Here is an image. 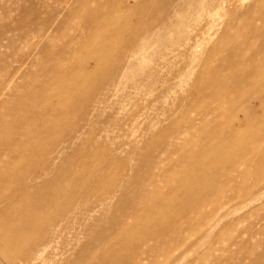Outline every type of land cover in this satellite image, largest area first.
I'll list each match as a JSON object with an SVG mask.
<instances>
[{
  "label": "rangeland",
  "instance_id": "1",
  "mask_svg": "<svg viewBox=\"0 0 264 264\" xmlns=\"http://www.w3.org/2000/svg\"><path fill=\"white\" fill-rule=\"evenodd\" d=\"M143 1L0 0V155L6 152L5 146L9 148L8 142L1 147L3 132L18 125L15 139L27 147L19 154L31 161L0 182V192L8 193L21 173H34L35 167L47 163L53 170L44 180H59L60 187L68 178L85 182V191L73 190L65 206L68 212L87 207L76 213L61 238L46 250L42 264H86L85 255L97 262L99 246L108 264L114 263V256H124L123 264L138 263L130 255L133 249L120 248L115 238L117 234L126 240L142 235L141 227L134 226L141 220L156 223L154 235L160 238L175 231L168 247L164 242L162 246L152 243L157 250L149 253L144 264H264V155L257 165L245 169L249 174L242 180L244 186L230 203L218 209L215 194L208 197L200 211L205 219L216 214L214 221L199 223V210L187 204L193 197V203L207 197L193 190V166L214 164L211 172H217L209 176L221 183L225 179L218 173L224 166L220 164L227 165L225 158L246 143L239 125L230 122L239 110L206 112L214 106L212 89L221 88L214 75L228 73L226 65H220L227 54L228 36L234 38L240 32L247 6L264 5V1L228 0L213 10L219 0H204L206 12L198 20V0ZM187 21L195 24V30L186 29ZM149 22L158 41L152 40L151 47L134 59L128 43L139 35L138 29L145 32ZM114 35L107 51L94 43ZM59 71L81 76L62 78L57 76ZM95 86L90 95L88 89ZM63 88L69 95L60 94ZM46 89L51 94L47 104L41 102ZM73 97L81 106L75 99L73 107L66 102ZM36 105V118L42 121L48 113L50 119L59 117L61 124L51 131L43 120L34 128L40 131L36 137L21 139L29 125L28 112ZM230 132L238 134L231 139ZM262 145L256 141L253 147L261 150ZM42 146L48 153L34 154ZM220 147L221 161L216 152ZM181 186H189L194 193L183 197ZM57 189L53 185L46 194L53 195ZM160 201L174 208L156 211ZM178 230H183L181 235Z\"/></svg>",
  "mask_w": 264,
  "mask_h": 264
},
{
  "label": "bare ground",
  "instance_id": "2",
  "mask_svg": "<svg viewBox=\"0 0 264 264\" xmlns=\"http://www.w3.org/2000/svg\"><path fill=\"white\" fill-rule=\"evenodd\" d=\"M203 1L204 0H198V2H195L196 8L197 9L200 8V11L197 12V20H198L201 13L206 12V10L204 8V4H202ZM227 1L228 0H219L218 3H214L213 4V10L215 8H220L222 3L225 4V2H227ZM239 1L244 2L245 0H239ZM234 2H235V0H234ZM187 3H188V5H190L192 2L188 1ZM140 10H141L140 7H138L137 13ZM188 10H190V9H188ZM209 13H210V10H209ZM128 15H130V14H128ZM213 15H216V12ZM241 18H242L241 20L243 22V26H242L241 30H239L240 32L237 34V36L235 35L234 38L228 36L229 43L225 47L227 54H226V56L224 55L225 57L222 58V61L220 62L221 63L220 65H222V64L226 65V68H228V73L226 75H218L219 73L214 75L213 80H216L217 83L219 82L221 88L219 90H217L216 88H215L216 90L212 89V92H213L212 94H213V97L215 98V100H213L214 106L212 108H210L209 110H207L206 115H215L216 112H223V110H225V109H228L231 111L239 110V115L237 117L235 116L236 118L234 117L233 119H231L230 122H234V123H237L239 125L238 132H239V134L246 135V139H244L246 141V143H245V145H243V147L241 149H238V150L234 149L233 151L230 149L232 152L226 150L228 152H231L229 155V157L230 156L231 157L225 158L226 162H227V159H229V162L226 163L227 165L219 163L220 167H221V165H224L221 167L222 169H220L221 172H219L220 170L218 171V173H220L221 176L225 179L223 182L221 181V183H218L219 180L216 181V179L218 178L217 175H216L217 178H215V180H212L211 177L209 176L211 173L215 174V172H217L216 170L214 172H211L214 164H212V165L208 164V166H204V167H200V166H202L200 164L193 166V169L196 173V177H195L194 181L192 182V184L194 185L193 190L198 192V194L202 193V194L207 195L206 198H203L202 200L201 199L197 200L195 203H193L195 201V200H193V198H196V197L191 196V197H193L192 198L193 202H189V201H191L190 199L187 202V204H189L190 206H194V209L199 210L198 211L199 215H197V218H198L197 220L199 221V223H204L206 220L209 223L214 221L213 218H215L216 214L214 215V217H212L213 214L211 216L206 215V219H205L203 214H201V211H200L201 207L203 205H205L206 202H208V200H209L208 197L211 194H215V197H214V198H216L215 204L217 205L216 208H218V209H221L223 206L230 203L233 200L234 195H236V193L239 190H241L242 187L244 186V183H243L244 178L246 179L247 175L249 174V172H247V170H245V169L250 167V166L257 165L259 162H261L260 159L262 160L263 155H264V148H261L263 145L260 147L261 150H258V148H256L257 146L253 147V145L256 141H258L259 144H261V142L262 143L264 142V133L262 131L264 129V5H261V4L255 5L254 4L253 6L252 5L247 6V8H246L245 12L242 14ZM232 23H231V25H232ZM153 26L154 25H152L149 22V24L147 26V30H145V32L141 33L140 32L141 30H139V29H138V31L136 30L137 34L139 33V35L133 36V38L129 41V43H128L129 52L132 53L134 59H135V56L142 55V53L144 51L146 52V50H148L149 46L151 45L150 42L152 40H154V41H152V43H157L158 40H156L154 38ZM185 26L187 27L186 29H189L190 31L195 30V28H194L195 24L194 23L191 24L187 21V23H185ZM210 26H211V24H210ZM186 34H188V33H186ZM187 36L188 35H186V37ZM114 37L116 38L115 35L112 36L111 38L108 37L109 40H106L105 37H103V38L101 37V38H98L97 40H95L94 43L98 47L100 45L99 48L101 51L102 50L107 51V50H109L107 45H108L109 41L111 39H113ZM183 42L186 43V41H183ZM185 43L183 44V46L185 45ZM102 44H104V47H101ZM159 44H160V42H159ZM125 46L126 45H123L121 47L122 49L120 48V50H123L125 48ZM113 49H116V48H112V50ZM111 52L109 51L108 53H111ZM104 54H105V52H104ZM118 54L120 55V53H118ZM107 57H105V60ZM107 60H109V58H107ZM99 61H101V60H99ZM106 65H107V63H106ZM99 66H100V64H99ZM67 74L71 75L74 79L78 80L77 75L78 74L80 75L81 73H77V72H75V73L66 72L65 73V72L59 71L57 73V76L58 77L62 76V78H63V76L67 75ZM221 74H223V73H221ZM84 75H86V74H84ZM104 76H106V75H104ZM91 77H89V78H91ZM82 78L88 79L87 76H84V77L82 76ZM84 79H82V80L84 81ZM91 79H93V78H91ZM105 80H106V78H105ZM96 81H98V80H96ZM91 82H93V81H91ZM88 83H90V82H88ZM79 84H80V82H79ZM79 84H78V86H82ZM76 88H77V86H76ZM76 88H73V89H76ZM78 88H77V90L79 91L81 88H79V89ZM82 89H86V85L84 88L82 87ZM91 89L90 90L88 89L90 95H92L93 91L97 89V86L93 87L92 90ZM64 90H66V89L63 88L60 91V94H62ZM82 91L84 92L85 90H82ZM64 92H68V91H64ZM67 94L69 95V92ZM40 95H41V93H40ZM42 95L44 98L43 97L41 98V102L45 103V104H47V102L49 103L50 102L49 99L51 97L50 96L51 94L48 92L47 89L42 91ZM52 95H54V94H52ZM230 95H233L234 97L230 98L229 97ZM63 96L64 95H62V97ZM69 97H71V96H69ZM90 98H91V96H90ZM74 99L75 98L73 97V98H71V100H66V102H69L70 106H72L73 105L72 103L75 104ZM86 99H88V98H86ZM80 102H82V101H80ZM254 104H255V107L253 108L252 106ZM79 105H80V103H79ZM36 108H37V105L33 106V108L28 112V116H30L29 125L26 126L25 128H23V130H25V132H24V135H22L21 139H25V137H36L40 131L37 130L35 132L34 128L37 126L38 123H42L43 120H45L44 124L47 126V129L51 130V131H52V128L54 129L55 127H57L58 123H60V122H58L59 117L54 116V117H52V119H50V116L48 113L45 116V118L42 121H40L39 118H36L34 115L36 112L35 111ZM45 108L46 107H44L42 109H45ZM76 108H77V110H79V107L76 106ZM84 108H85V106H84ZM80 109H81V107H80ZM71 110H72V108H71ZM82 110H83V107H82ZM241 111H244V113H245L244 116H241V113H240ZM66 114L68 115V113H66ZM42 115L44 116L45 112H43ZM61 119H62V117H61ZM64 119H66V118L64 117ZM62 123H64V122H62ZM64 124H66V123H64ZM59 128H61V126ZM18 129H19V126L16 125L15 127L7 128V130L5 132H3L2 143L4 145H1V147L3 148V146H5L8 142L9 148L5 146V148H3V149H6V152L4 153V151H3V154L0 155V163L3 164V166L0 165V182L5 181V179H9L15 173L16 169L18 167H20L21 165H23L24 163L25 164L26 163L31 164V161L29 159H28V161H26L25 159H22L20 156L21 154H19L20 151H24L25 149H27V147H25L24 142H22L21 140L15 139V137L18 136ZM238 132H236V133L238 134ZM61 133H62V131H61ZM236 133H234V132L228 133L229 138H231V139L235 138L234 135ZM239 136H241V135H239ZM239 146H242V145H239ZM44 147L42 146V147L36 149L34 154H41V152L46 151V150H44L45 149ZM42 148H44V149L42 150ZM50 149L52 150V148H49V150ZM46 152L48 153V150ZM216 152H218L217 158L220 157L219 160L221 161L223 153H224L222 150V147H220ZM224 156H225V154H224ZM260 156H261V158H260ZM4 157H6V160L3 161ZM57 157L58 156H56V158L53 159V161H55L57 159ZM11 159H13V160L11 161ZM225 160H224V162H225ZM215 161H217V160H215ZM215 161H214V163H216ZM182 162L183 163L186 162V164H188L187 163L188 161L185 158H182ZM224 162H222V163H224ZM216 164H218V161ZM33 166H35V165H32V167ZM216 168L218 169V167H216ZM35 169H37V170L34 171V173L30 172L31 174H24L25 173L24 172V173L20 174L19 178L15 177L13 187L8 193L6 192L7 194L4 193V190L0 192V261H2L5 264H42L43 263V257L46 253V250L53 243H56V241H58L61 238V236L64 234V232L68 229L69 224L75 219L74 216L76 215V213L79 212L80 210L84 209L85 207H87L86 206L87 204H86L85 206H82V207L80 206L79 207L80 209H74L73 211L68 212V210L65 206V202L68 200V198L73 196V193H74L73 190L82 189L85 191L86 184L84 181L71 180L70 178H68V180L64 181L63 185L60 187L59 180H56L55 182L44 180L49 174H51V172L53 170L50 168L49 163L43 164L39 167H35ZM213 176L215 177V175H213ZM209 177H210V179H209ZM191 178H192V176H191ZM187 184L190 185L189 183H187ZM53 185L58 186V189L56 190V192L53 195H47L46 191L50 187H52ZM179 191L184 192L183 195L184 194L188 195L192 190L189 186H184V187L181 186ZM191 193L193 194L194 192H191ZM185 195L183 197H185ZM37 196H39V197H37ZM156 196L157 195H155V199H156ZM199 196H200V194H199ZM172 198H173V196H172ZM169 204H171V203H169V202L166 203V202L160 201V203L156 204L154 209L156 211L162 212L164 210V208H166L170 212V210L172 208H174V206L172 207ZM185 204L183 205L184 207H185ZM74 206L76 207V205H74ZM185 208L188 209L187 207H185ZM180 209H181V207H180ZM184 223H186V222H184ZM155 224L156 223H153V222L150 223L148 220H146L144 222H142V220H141L139 223L134 225L137 227H141L140 232H142V235H140L139 237H137L135 239L133 238L131 240L130 239L126 240V239L120 237L119 234L116 235V238H115L116 244L119 245L120 248H122L124 250L127 248L133 249V252L130 255H133L134 261H135V259L139 260L138 263L137 262H133V263L144 264V262L146 260H148L147 256L149 255V253L150 252H152V253L156 252L157 248L153 247L152 243H158L159 245H161V242L162 243L164 242L163 245L165 247H168L169 244L171 245L170 241L173 239L172 238L173 237L172 232H175V231H173L171 229L172 231H168L166 236H164V237L162 236V238H160V237L154 235V229L156 228ZM182 225H184V224H181V226ZM156 226H157V224H156ZM186 228H187V225H186ZM123 230L127 231L130 229L124 228ZM182 231H180V230L176 231L177 235H181ZM170 232H171V234H170ZM156 233H157V231H156ZM159 234H160V236L162 235L161 233H159ZM101 240L103 241L102 244H104V240L103 239H101ZM136 245L143 246L146 248V250L142 251L140 249V247L138 248ZM86 251L87 250H85L84 253ZM128 251H130V249ZM103 252H104L103 247L100 248V246H99V248L96 251L97 262H95L94 258L91 257L90 255H85L83 257V261H85L86 264H108L107 260L105 258H103V256H102ZM123 257L118 258V256H114L113 262L115 263V261H116V264H123V262H122ZM130 260H128V262Z\"/></svg>",
  "mask_w": 264,
  "mask_h": 264
}]
</instances>
